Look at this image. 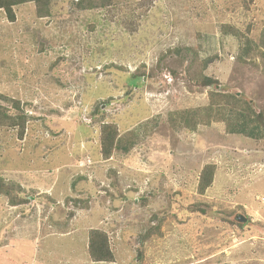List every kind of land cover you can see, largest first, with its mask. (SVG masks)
Here are the masks:
<instances>
[{
    "label": "rangeland",
    "instance_id": "obj_1",
    "mask_svg": "<svg viewBox=\"0 0 264 264\" xmlns=\"http://www.w3.org/2000/svg\"><path fill=\"white\" fill-rule=\"evenodd\" d=\"M78 2L0 11V264H93L92 229L112 264H264V140L183 116L235 94L264 129V63L245 52L264 0ZM105 125L138 133L130 153L103 157Z\"/></svg>",
    "mask_w": 264,
    "mask_h": 264
},
{
    "label": "trees",
    "instance_id": "obj_2",
    "mask_svg": "<svg viewBox=\"0 0 264 264\" xmlns=\"http://www.w3.org/2000/svg\"><path fill=\"white\" fill-rule=\"evenodd\" d=\"M54 0H0V11H3L9 22H15L17 15L15 8L24 6L26 4H33L36 17L38 19L50 18L52 16L51 6ZM76 8L80 11H91L99 8H107L112 5V0H78ZM227 31L229 27L223 26ZM233 35L238 36L237 31H232ZM253 49L258 50L264 63V31L261 39L256 42L250 39L246 40V53ZM240 60L244 56H240ZM212 61V59L210 60ZM211 63L207 62L206 66ZM204 65V67H206ZM198 84L203 87H210L216 80L210 76H203L202 79L195 77ZM218 92L212 93V101L204 107L195 108L187 111L185 118L192 119L191 123L186 126L191 129H196L198 125L209 126L213 122H221L226 124V130L229 135L243 136L255 141L264 140V129L261 128L260 123L256 120L255 112L252 110L249 103L235 94H220L223 104H218L216 98ZM2 97V96H1ZM15 108H20L16 101L11 100ZM20 103V102H18ZM0 110L2 108L0 107ZM98 110V107H96ZM137 132H134L133 138L129 136L120 137L117 133L116 127L113 125H105L102 136V155L105 159H110L114 152H122L128 154L132 151L137 143ZM135 137V138H134ZM130 138V139H127ZM214 179L213 166L205 167L201 179L198 184V192L203 195L205 191L212 185ZM0 192L9 195V188L0 179ZM90 232L88 243V255L93 264H112L116 257L113 250L109 246L108 234L99 229H92Z\"/></svg>",
    "mask_w": 264,
    "mask_h": 264
},
{
    "label": "crops",
    "instance_id": "obj_3",
    "mask_svg": "<svg viewBox=\"0 0 264 264\" xmlns=\"http://www.w3.org/2000/svg\"><path fill=\"white\" fill-rule=\"evenodd\" d=\"M87 255H88V252H87ZM88 257H89V255H88V256H84L83 258H81V260L84 261V262H85V261H86V262L91 261ZM91 263H93V262L91 261Z\"/></svg>",
    "mask_w": 264,
    "mask_h": 264
},
{
    "label": "water",
    "instance_id": "obj_4",
    "mask_svg": "<svg viewBox=\"0 0 264 264\" xmlns=\"http://www.w3.org/2000/svg\"><path fill=\"white\" fill-rule=\"evenodd\" d=\"M244 220H245L244 217H242V216L239 217V221H243L244 222Z\"/></svg>",
    "mask_w": 264,
    "mask_h": 264
}]
</instances>
